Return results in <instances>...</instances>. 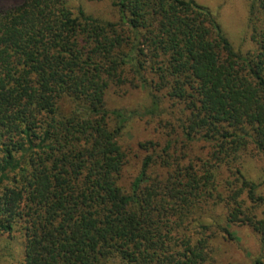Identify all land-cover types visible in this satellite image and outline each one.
<instances>
[{
    "label": "trees",
    "instance_id": "1",
    "mask_svg": "<svg viewBox=\"0 0 264 264\" xmlns=\"http://www.w3.org/2000/svg\"><path fill=\"white\" fill-rule=\"evenodd\" d=\"M248 4V51L196 0H111L112 20L68 0L0 7V264H212L233 223L264 241V193L244 173L264 156V0ZM138 88L143 112L109 105ZM135 114L160 143H139L124 185Z\"/></svg>",
    "mask_w": 264,
    "mask_h": 264
},
{
    "label": "rangeland",
    "instance_id": "2",
    "mask_svg": "<svg viewBox=\"0 0 264 264\" xmlns=\"http://www.w3.org/2000/svg\"><path fill=\"white\" fill-rule=\"evenodd\" d=\"M23 0H0V7H10ZM209 8L218 18L224 33L233 43L234 47L248 51L253 49V42L250 38L249 24V4L248 0H196ZM69 7L75 14L79 8L90 15L112 20L118 18L117 11L111 5V0H68ZM108 103L112 108L122 109L127 112H143L149 104V98L143 89H130L124 94L122 92L111 93ZM155 120L148 115L135 114L127 122L124 129L123 142L130 155L129 164L125 167L123 177L124 185H128L136 175L141 158L146 155V150L139 145L140 142L154 140L160 143V133L156 131ZM158 151V146H156ZM244 173L246 176L259 185V192L264 193V156L251 155L245 157ZM221 208L212 215L222 216ZM219 218V217H218ZM221 225H226L225 221H220ZM232 232L231 238L220 233L212 240L215 249L216 261L212 264H252L257 258L264 260V241L260 234L248 224L233 223L229 227ZM7 235L0 236V242L5 245ZM19 250L22 249L23 239H16ZM9 244V243H7ZM6 244V245H7ZM10 246V244H9ZM4 264V259H2ZM100 264H123L117 258H111Z\"/></svg>",
    "mask_w": 264,
    "mask_h": 264
}]
</instances>
